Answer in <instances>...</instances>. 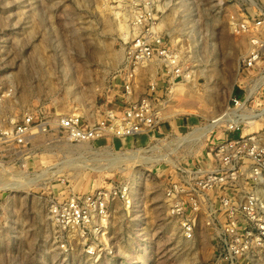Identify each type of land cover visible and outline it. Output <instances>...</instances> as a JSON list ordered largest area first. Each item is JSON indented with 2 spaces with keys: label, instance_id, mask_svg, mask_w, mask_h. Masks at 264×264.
<instances>
[{
  "label": "rangeland",
  "instance_id": "374dc122",
  "mask_svg": "<svg viewBox=\"0 0 264 264\" xmlns=\"http://www.w3.org/2000/svg\"><path fill=\"white\" fill-rule=\"evenodd\" d=\"M254 1V11L264 9V0ZM236 2L240 0L169 1L160 30L180 51L191 82H183L182 94L173 93L177 83L171 92L161 93L160 133L92 144L57 141L42 133L33 136L29 159L0 165V264H230L216 262L214 232L204 214L197 216L193 239L183 236L168 212L163 187L172 172L169 157L175 164L202 162L212 144L224 138L223 128L216 126L205 138L194 140L196 133L181 141L215 124L232 95L245 99L254 90L245 111L263 114L244 132L264 143V54L251 73L239 72L250 39L230 32L228 19ZM119 5L128 12L124 0H0L2 114L17 121L40 108L94 123L143 96L152 79L143 73L137 76L134 96H126L128 33L118 30L123 17L112 12ZM113 183L129 185L131 204L110 203L103 228L95 234L81 239L49 221L53 194H88ZM258 189L264 195V182ZM234 264H264V248Z\"/></svg>",
  "mask_w": 264,
  "mask_h": 264
},
{
  "label": "built area",
  "instance_id": "2783aa9c",
  "mask_svg": "<svg viewBox=\"0 0 264 264\" xmlns=\"http://www.w3.org/2000/svg\"><path fill=\"white\" fill-rule=\"evenodd\" d=\"M124 1L131 36H126L124 45V66L130 76L125 92L128 98L134 96L137 76L143 73L152 76L144 95L94 123L79 115H51L40 108L13 121L0 107V165L29 159L31 140L42 133H51L57 141L92 144L107 138H150L161 132V93L185 81L190 73L169 34L158 28L163 1ZM256 4L254 0L236 2L228 19L233 35L250 39L248 55L239 66L242 74L251 73L264 54V9L254 11L251 6ZM251 91L245 99L239 94L231 96L226 111L217 117L223 120L217 126L223 128L224 138L212 144L205 160L175 164L163 187L168 212L186 239L195 235L197 216H206L207 226L214 232L217 263L234 264L264 248V195L258 189L264 180V143L259 136L244 133L249 128L245 106ZM235 134L238 136L233 138ZM128 187L113 183L106 190L88 194H53L48 200V219L62 233H77L81 239L91 231L95 234L103 228L110 203L128 202Z\"/></svg>",
  "mask_w": 264,
  "mask_h": 264
},
{
  "label": "bare ground",
  "instance_id": "6f19581e",
  "mask_svg": "<svg viewBox=\"0 0 264 264\" xmlns=\"http://www.w3.org/2000/svg\"><path fill=\"white\" fill-rule=\"evenodd\" d=\"M120 1V0H119ZM166 0H164V2H163V4L160 6L161 7V9L163 10V13H164V17H163V19H162V21H161V23L158 25V28L160 29V28H162V27H164L165 25H166V21H165V19H166V17L168 16L167 15V7L169 6V1L167 2H165ZM122 3V2H121ZM124 5V4H123ZM165 5V7H163ZM171 5V4H170ZM113 7V6H112ZM111 7V8H112ZM169 8V7H168ZM113 13H114V16L115 17H119V16H122L123 18V21H124V23H121V22H119L118 24H117V28H118V30L119 31H121V30H123V31H125V33H128L129 32V28H128V26H129V24L127 23V20L129 19L128 17H129V15H128V13L125 11V10H123L122 8H121V5H119V7L118 8H115V10H113L112 11ZM170 17V16H169ZM119 19V18H118ZM117 20V19H116ZM118 22V21H117ZM165 24V25H164ZM116 25V24H115ZM122 31V32H123ZM122 34V33H121ZM125 35V34H124ZM126 38V37H125ZM190 76H186V79H185V81L186 82H191L190 81ZM184 82V81H183ZM183 82H181V83H177V84H175L174 85V87H173V93H174V95H177V94H179V93H181L182 94V92L184 91V88H185V84L183 83ZM253 92L254 91H251V94H253ZM262 112L261 113H259V114H256V113H252V114H249L248 115V117H249V120H248V123H247V127H251L252 125H255V124H257V123H259V121H260V119H259V117L260 116H262ZM255 119H257L256 121H254ZM223 122V120L221 119L220 121H219V119H217V118H215V124H221ZM215 124H213L212 126H210V128H207V129H201V130H199L198 132H193V133H191V134H188L187 136H185V137H183V138H181V141H189V138H190V136H193V134H196V133H198L199 135L197 136H195V138H193L194 140L196 139V141L197 140H199V138L201 139V138H205L206 136H205V134L207 133V132H210L214 127H216L217 125H215ZM213 131V130H212ZM212 131L210 132V133H212ZM245 133V132H244ZM248 134V133H247ZM207 135V134H206ZM81 144H87V143H81ZM160 159V158H159ZM162 159V158H161ZM134 161V162H140V160L139 159H137V158H132V159H130V161ZM149 160H153V159H149ZM153 161H155V163L157 164V162H159L160 160H153ZM153 161H151V162H153ZM167 162L168 163H170L172 166H174L175 165V163L170 159V157L167 159ZM167 163V164H168ZM38 180V179H37ZM263 182H264V180H262ZM37 183H36V179L35 180H33V182L31 183V185H36ZM129 188V187H128ZM131 191V190H130ZM127 193H128V190H127ZM129 197H130V195L128 194V202H126L127 204H131V201H130V199H129ZM125 203V204H126ZM128 207H130V206H128Z\"/></svg>",
  "mask_w": 264,
  "mask_h": 264
},
{
  "label": "crops",
  "instance_id": "0c3cea01",
  "mask_svg": "<svg viewBox=\"0 0 264 264\" xmlns=\"http://www.w3.org/2000/svg\"><path fill=\"white\" fill-rule=\"evenodd\" d=\"M240 93H243V92H240Z\"/></svg>",
  "mask_w": 264,
  "mask_h": 264
}]
</instances>
